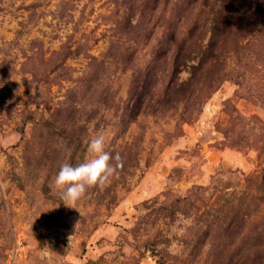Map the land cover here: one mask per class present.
Instances as JSON below:
<instances>
[{"label": "rangeland", "instance_id": "1", "mask_svg": "<svg viewBox=\"0 0 264 264\" xmlns=\"http://www.w3.org/2000/svg\"><path fill=\"white\" fill-rule=\"evenodd\" d=\"M0 264H264V0H0Z\"/></svg>", "mask_w": 264, "mask_h": 264}, {"label": "clouds", "instance_id": "2", "mask_svg": "<svg viewBox=\"0 0 264 264\" xmlns=\"http://www.w3.org/2000/svg\"><path fill=\"white\" fill-rule=\"evenodd\" d=\"M108 136L101 132L88 142V153L91 158L73 165L64 162L54 178L55 186L60 190V199L68 207L76 208V203L92 186H103L116 172L117 165L111 161L113 156L106 150ZM115 159L120 160L117 154Z\"/></svg>", "mask_w": 264, "mask_h": 264}]
</instances>
